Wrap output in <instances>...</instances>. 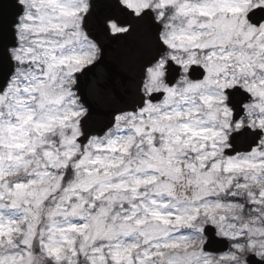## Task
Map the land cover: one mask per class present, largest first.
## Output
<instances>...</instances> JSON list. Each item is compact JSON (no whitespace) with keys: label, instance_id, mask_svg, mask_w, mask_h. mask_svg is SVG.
I'll return each mask as SVG.
<instances>
[{"label":"snow or ice","instance_id":"obj_1","mask_svg":"<svg viewBox=\"0 0 264 264\" xmlns=\"http://www.w3.org/2000/svg\"><path fill=\"white\" fill-rule=\"evenodd\" d=\"M4 8L0 264H264V0Z\"/></svg>","mask_w":264,"mask_h":264},{"label":"water","instance_id":"obj_2","mask_svg":"<svg viewBox=\"0 0 264 264\" xmlns=\"http://www.w3.org/2000/svg\"><path fill=\"white\" fill-rule=\"evenodd\" d=\"M11 0H0V23L5 26L11 22L12 10L4 8V5L10 3ZM93 38L101 48V64L99 70L104 71L110 69L114 64L120 61L126 49L123 41H114L105 36L94 34ZM220 245L217 241L210 242V249H217Z\"/></svg>","mask_w":264,"mask_h":264}]
</instances>
